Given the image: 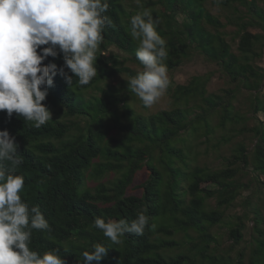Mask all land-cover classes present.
Here are the masks:
<instances>
[{
    "label": "trees",
    "instance_id": "trees-1",
    "mask_svg": "<svg viewBox=\"0 0 264 264\" xmlns=\"http://www.w3.org/2000/svg\"><path fill=\"white\" fill-rule=\"evenodd\" d=\"M210 1L107 0L90 83L58 74L43 102L53 119L40 128L0 111L22 158V201L50 226L32 230V250L59 249L66 264H84L96 243L109 250L99 264H264V0H212L219 14ZM144 9L160 21L168 73L198 57L214 66L170 79L168 107L154 111L127 82L143 70L130 19ZM43 63L62 67L63 54ZM217 73L225 85L214 90ZM140 213L143 235L119 244L94 226Z\"/></svg>",
    "mask_w": 264,
    "mask_h": 264
},
{
    "label": "clouds",
    "instance_id": "clouds-1",
    "mask_svg": "<svg viewBox=\"0 0 264 264\" xmlns=\"http://www.w3.org/2000/svg\"><path fill=\"white\" fill-rule=\"evenodd\" d=\"M107 0H0V111L9 118L15 113L40 128L52 120L43 103L54 78L59 74L68 85L70 70L81 86L97 75L96 52L108 22L104 15ZM160 21L144 9L130 19L131 36L139 41L136 58L143 70L128 80V88L152 107L170 85L166 40L158 33ZM46 46V47H41ZM63 54L64 65H45L48 57ZM4 161H10L11 170ZM22 163L16 139L8 130L0 131V264H66L59 249L39 254L30 248L32 230H48L49 223L39 206L30 207L20 192L24 176L15 174ZM148 224L140 213L131 223L105 222L97 217L94 226L114 244L125 233L143 235ZM109 250L96 243L84 251V264H99Z\"/></svg>",
    "mask_w": 264,
    "mask_h": 264
},
{
    "label": "rangeland",
    "instance_id": "rangeland-1",
    "mask_svg": "<svg viewBox=\"0 0 264 264\" xmlns=\"http://www.w3.org/2000/svg\"><path fill=\"white\" fill-rule=\"evenodd\" d=\"M209 7L211 8V11L214 14H219L221 12L220 8L218 6H215L212 3V0L208 3ZM222 19L224 20V17H222ZM228 30L231 31L233 30L232 26L228 27ZM256 31V30H255ZM260 65L262 67H264V58L262 59V61L260 62ZM214 66L211 65L210 63H207L203 60V58L198 57L196 59H194L192 62L188 63L187 65L183 66L182 68H180L179 70H177L175 73L170 74L169 75V79H175L176 81L179 82H185L191 75L197 73V72H203L209 69H213ZM224 84L223 78H221L219 76V73L216 74V76L213 78L212 80V84H211V89H218L219 87H222ZM248 94L244 93L242 94V96L240 97L239 101H238V105H241L244 108V111L249 109V105L250 102L248 100ZM169 104V99L167 97V95L164 93L159 99L158 101L152 106L150 107L152 111L154 110H159L162 108H166L168 107ZM238 207L236 208L237 210H235V214L238 212L242 211V207L241 204H237ZM255 225L254 220H249L248 221V226L246 229V237L247 239H251V232L253 230V226ZM179 241H182L181 238L178 239ZM247 245H250V242L246 243ZM188 246V245H187Z\"/></svg>",
    "mask_w": 264,
    "mask_h": 264
}]
</instances>
